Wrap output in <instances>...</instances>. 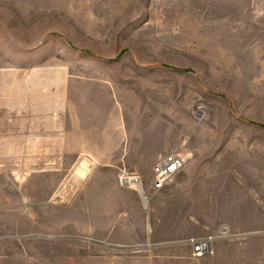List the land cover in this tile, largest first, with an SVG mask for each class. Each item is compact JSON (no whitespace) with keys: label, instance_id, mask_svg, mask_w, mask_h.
<instances>
[{"label":"crops","instance_id":"crops-1","mask_svg":"<svg viewBox=\"0 0 264 264\" xmlns=\"http://www.w3.org/2000/svg\"><path fill=\"white\" fill-rule=\"evenodd\" d=\"M138 7L0 0V163L28 171L19 185L0 177V264H253L248 239L264 244V21L251 22L250 38L249 23L236 22L234 52L213 56L214 71L228 75L226 103L206 97L204 84L190 95L188 80L179 93L158 92L154 71L131 77L105 62L158 23L154 6ZM135 61L149 60L118 59ZM213 101L207 114L224 108L222 128L194 116ZM168 152L185 164L147 206L118 184ZM80 158L89 169L76 181ZM54 162L64 169H46ZM220 225L231 238L190 259L183 241Z\"/></svg>","mask_w":264,"mask_h":264},{"label":"rangeland","instance_id":"rangeland-1","mask_svg":"<svg viewBox=\"0 0 264 264\" xmlns=\"http://www.w3.org/2000/svg\"><path fill=\"white\" fill-rule=\"evenodd\" d=\"M42 1L50 2V0ZM76 1L83 2V0ZM127 1L129 0H87L89 5L91 2L94 10L98 13H102L101 6L126 5ZM130 1L133 2L135 6L139 5L141 8L138 7V9L140 8L142 12L145 11L144 6H154V8H156V14L154 16H156L158 23L156 26H147L139 33L135 32L130 38H128L129 44H127L124 49L118 50L114 57L105 60V62L117 65V67L113 69L122 70L127 74L126 76L131 77L134 76L133 71L135 69L154 71L155 75L147 78L155 84L158 92L163 91L172 94L179 93L182 91V81L188 80L187 83L190 88V95L192 93V96H196L194 94L196 93V90L192 89H196L197 85L202 86L204 84L206 97L211 98L216 96L215 99L220 98L222 101L228 103V75L226 71L220 73L214 71V63L212 61L213 56H222L234 52V46L229 41V38L230 36L234 37V33L233 35H230V29L235 28L236 22L240 23L247 21L249 23L247 27L249 29L248 37H252L253 26L251 25V22L264 21V0ZM132 16L133 15L130 13L127 16V19ZM159 19H161L163 23H160ZM78 29L81 28L78 26ZM73 32L76 34L78 41H85L83 30H76ZM80 47L81 46H72V48L77 51V55L83 57L85 56L84 54H94V51ZM97 47L103 48V46L100 45H97ZM129 53L139 55L141 60L149 61L125 62V66L121 67V63H118V59H120L122 55ZM78 61H80V63L78 62L76 69L77 71L81 70L84 73V70L86 69L84 64L87 60L84 58L80 59L78 56ZM221 64L227 67V63ZM104 76L107 77L108 74H105ZM112 80H116V78L113 77ZM213 105H215L214 101L213 103L206 104L208 108H197L194 111V116L198 115V117H201L203 114H206L205 116L207 118L208 116L212 117L207 114V111L208 109L210 110ZM225 112L224 108L213 112L214 115L212 118L216 119L215 121L218 123L217 127L222 128L223 124L226 122L224 117ZM83 161L87 160L85 158H80L73 166L72 169H74L73 171H75V173ZM156 161L157 159H148L146 165L138 164L137 169H142L138 173H120L117 177L118 184L120 185L119 176L122 174H136L147 181L150 176L151 167ZM20 165L21 163L17 162L8 168L7 165L0 163L1 180L4 177L8 179L9 176L14 183L19 185L28 172L27 170H23L24 168ZM46 169H64V166L58 162H54L49 163ZM19 174H23V178H19ZM76 177V181L80 180L79 176L76 175ZM63 186L64 185H62V187ZM152 195L153 193L149 195L146 206L149 204V199ZM156 203H159L158 207L163 209L161 199L156 200ZM187 239L183 241L184 244ZM261 239L264 241V238ZM247 245L249 249L248 251L253 259V264H264V246H262L264 244L261 245L260 239L255 237L250 238L248 239ZM130 254L132 255V253ZM134 255L136 254L134 253ZM188 257L192 259L190 253ZM52 262L53 261H49L48 263L50 264Z\"/></svg>","mask_w":264,"mask_h":264},{"label":"built area","instance_id":"built-area-1","mask_svg":"<svg viewBox=\"0 0 264 264\" xmlns=\"http://www.w3.org/2000/svg\"><path fill=\"white\" fill-rule=\"evenodd\" d=\"M184 164L185 159L179 153H168L158 158L156 163L151 167L150 176L147 181L136 174H122L119 176V183L123 187L138 191L143 203L146 204L149 195L162 189L180 171ZM224 238H231L230 232L226 225H220L214 234L189 238L185 244L190 247L191 258L200 259L206 255L213 254V244L218 239Z\"/></svg>","mask_w":264,"mask_h":264},{"label":"bare ground","instance_id":"bare-ground-1","mask_svg":"<svg viewBox=\"0 0 264 264\" xmlns=\"http://www.w3.org/2000/svg\"><path fill=\"white\" fill-rule=\"evenodd\" d=\"M89 169V164L87 161H83L79 167L77 168V171H76V175L79 176L80 178H83L84 175L86 174L87 170ZM19 178H23L22 176H24L23 174H19L18 175Z\"/></svg>","mask_w":264,"mask_h":264}]
</instances>
